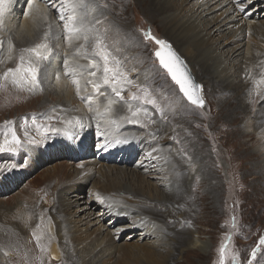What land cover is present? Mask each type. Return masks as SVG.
Segmentation results:
<instances>
[{
    "label": "rangeland",
    "instance_id": "374dc122",
    "mask_svg": "<svg viewBox=\"0 0 264 264\" xmlns=\"http://www.w3.org/2000/svg\"><path fill=\"white\" fill-rule=\"evenodd\" d=\"M98 3L99 7H102L100 0ZM108 3L110 4L108 6L115 11L122 12L123 15L122 22L118 23L116 22L117 17L114 16L115 11L110 13L107 31L100 33L101 36L106 35L109 39L108 48L105 49L109 53V67L118 71L124 70L131 81L136 82L133 90L129 89L133 86H130L120 76L113 84L109 83L111 84L110 88H127L119 96L112 93L105 96V98H111L113 104L111 112L115 107L123 105L126 108L135 107V110L129 114L131 118H141L145 112L148 115L147 118H150L152 122L155 115L159 116V120L165 121L166 125L170 124L174 133L180 138L179 154L188 158L187 162H191L193 165L198 164L201 168L198 162L199 155L206 154L209 157L210 163L206 164L203 169L211 177L208 174L210 178L205 181L200 174L199 167L197 169L199 172L195 176L186 175L187 206L175 207L173 204L172 206L175 208L173 211L142 209L151 220L167 222L166 226L160 229L164 245L145 247L143 240L138 241V236L133 237L139 231L137 229L139 227L135 226L123 228L118 233L116 241L112 240L109 244V246L116 247L115 251L107 250L108 246L102 244V235H96L95 231L109 226L107 224L108 217L95 222L94 215H83L84 213H80L74 206L75 198L83 193L80 191L85 187V184L69 192V186L72 185L70 184L71 175L75 174V168L72 166H75L76 163H73L68 156L56 152L55 155L52 154L54 159L38 164V156L35 154L36 147L32 146L29 141L33 140L32 133L23 129L24 125L40 128L50 113L56 110H67V107L64 108L66 105L53 103L52 99L59 95L44 90L45 100L50 102L49 106L52 104L50 107L48 106L49 109L45 114L32 117L35 115L32 113L28 117L18 118V114L21 115L31 110L40 111L41 109L34 106L29 100L30 97L37 95L23 94L26 92L23 82L26 81L23 73H17L16 79L24 87L22 92L18 91L19 88L16 89L17 93L9 87L0 89V168L3 167L1 170L4 171L12 167L19 168L16 170L18 172L15 176L5 179L1 182L0 187V233L4 235L5 230L11 233L10 243H3L0 239V264H10L9 262L13 264H221L220 249L223 245H227L224 264H233V256L236 257V264H248L253 249L257 248L261 237H264V138H261V133L264 132V120L253 126L254 136L251 137H239L238 134L231 131L232 125H228L229 122L225 121L227 119L231 121L230 116H233L236 118L235 121H232L235 126L243 127L246 118L252 120L258 116V110L264 111V100H260L257 105V101L262 95L258 94L256 98L250 96L254 77H250L251 80H248L246 69L242 73L238 67L243 66L246 61L244 54L246 46L242 47V53L237 59V66L232 70L236 77L239 76V73L245 75L243 78L242 76L237 77L240 80L237 89L229 91L227 88L225 92L215 93L212 92L214 87L211 85L208 87L205 83L206 78L209 79L208 75L200 77L196 73L198 69L197 64H194L197 61L196 57L188 58L183 52L184 45L169 37L165 31L173 27L176 31L175 35L179 38L186 36L184 32L178 34L175 24L170 21L169 12L163 15L149 13L138 0H110ZM176 3L178 11L182 7L181 12H186L191 2L187 4L184 0H178ZM235 5L243 6V14L247 12H251L249 15L252 12L261 14L262 19L258 18V20L264 21V0H236ZM217 12L213 11L207 16V19L213 17ZM94 20L96 19L94 18ZM38 24H35L34 29H39ZM92 33L97 34L93 29H90L85 37L88 38ZM145 33H150L151 37L155 39L146 38ZM39 34L43 43L52 36L49 26L43 27ZM218 34L222 35V32L215 31L213 33L214 39L219 40ZM98 36L100 35L98 34ZM248 37L249 39L253 38L254 41L257 35L251 34L247 35ZM156 40L167 41L171 45V49L185 60L195 81L200 86L199 96L203 100L202 106L192 104L180 92L179 87L172 81L167 71L160 66L155 55L159 49ZM226 41L224 42L227 45L222 50L229 47ZM83 42L81 47L84 46ZM10 43V48L1 57V61L5 58H13ZM32 46L35 47V45ZM94 53L96 54V50ZM29 56L25 59V66L29 62H32L34 66L38 64V61L40 62L37 56L34 57L33 54ZM77 57L83 58L80 55ZM112 58L119 61L118 66L111 63ZM199 58L209 61L203 55ZM97 59L95 64L98 69L94 68L93 72L97 73L96 76L102 77L104 61L99 55H97ZM20 63L21 61L18 59L10 69H16ZM0 69L3 68L0 67ZM149 74L153 75V80L149 79ZM143 78L147 81L142 82ZM150 82L153 83L149 84ZM245 82L248 83L247 88L241 89ZM31 86L37 92L39 91L37 86L32 84ZM262 89L264 87L260 85L259 90ZM125 94L130 98L124 99L123 95ZM133 95L138 99L133 100ZM247 96L253 101L251 107H254L248 113V117L241 115L242 106L248 103ZM145 98L154 100L155 104L146 103ZM69 103V111L74 115L78 113L80 109L78 103L71 104V101ZM67 121L60 120L58 124H67ZM79 122L85 121L82 119ZM138 125L140 127L136 126L140 130L147 127L145 123ZM48 136L51 141H55L59 137V133L51 131ZM245 138L248 141L243 144ZM94 143L92 147L95 145ZM171 145L176 147L175 142H172ZM70 146L71 143L65 139V143L56 146L55 149L62 150ZM167 155L170 156L171 151ZM139 156V152H135L132 156L131 168L140 160ZM157 164V162H152L150 165L157 166ZM65 165L67 167H64ZM115 166L119 167L120 165ZM25 167L38 168L28 172ZM107 177L108 179L112 178L111 175ZM101 178L97 172H93L89 181L86 182L88 185L83 194L86 195V191L92 186V183ZM139 180L144 179L140 176ZM5 185L8 186L5 187ZM55 194L57 199H55ZM195 197H199V207L197 203L193 204ZM65 214L83 222L77 232L79 234L77 244L73 243L71 235L65 228L67 227L63 220ZM184 215L186 219L181 222ZM5 220L9 221L11 227L5 225ZM43 220L49 222L46 235H41ZM178 221L181 222V225L176 226ZM126 223H128V219L124 218L115 225V228ZM233 223H235V227H233ZM33 233L41 236V240L44 239L47 243L41 258H37L32 248L36 247L37 251L41 252V246L36 242ZM193 233L205 241L207 244L205 251L198 250L197 247L186 248L190 234ZM182 236L186 237V242L178 244ZM123 246L129 248L123 250ZM119 248L121 249L118 250ZM4 249L8 252H4ZM252 264H264V245L260 246Z\"/></svg>",
    "mask_w": 264,
    "mask_h": 264
},
{
    "label": "bare ground",
    "instance_id": "6f19581e",
    "mask_svg": "<svg viewBox=\"0 0 264 264\" xmlns=\"http://www.w3.org/2000/svg\"><path fill=\"white\" fill-rule=\"evenodd\" d=\"M138 1L149 13L163 15L169 12L170 21L175 24L178 34L184 32L186 36L179 38L175 35L176 31L173 27L167 30L164 27V30L169 37L184 45L183 52L188 58L196 57L195 60L197 61L194 60V64H197L198 67L196 73L200 77L208 75L209 79L206 78L205 83L208 87L210 85L214 87L212 92H225L227 88L229 91L237 89L240 82L237 77L242 76L243 78L245 75L239 73V76L236 77L232 70L237 66V59L242 53V47L246 46L244 53L246 61L243 66L238 67L242 73L246 69L248 80H251L250 77H254L250 96L256 98L258 94L259 96L262 95L257 101V105L260 100H264V89L259 90L260 85L264 87V21H260L262 19L261 14L257 12H252L251 15H249L251 12L243 14L241 10L243 6L235 5L236 0H184L187 4L191 2L186 12H181L182 7L178 11L176 3L178 0ZM75 2L79 5L77 12L82 18V22L78 24L81 30L77 37L69 38L64 29V22L59 18L61 0H10V3L6 5L3 22L0 23V59L8 52L10 42L13 58H2L3 60H0V67L3 68L0 69V89L9 87L17 93L18 91L22 92L25 87L26 92L23 94L37 95L30 97L29 100L41 110H31L21 115L18 114L17 117L20 119L23 116L28 117L32 113L35 114L32 117L45 114L52 104L49 106L50 102L45 100L44 90L59 95V97L52 99L53 103L66 105L64 108L67 107V110H56L50 113L40 128L24 125L23 129L32 133L33 140L30 139L29 141L32 146L36 147L35 154L38 156V164L54 159L52 154L55 155L56 152L68 156L73 163H76L75 166H72L75 168V174L71 175L72 181L70 184L72 185L69 186V192L85 184V187L80 191L84 193L88 185L86 182L89 181L93 172H97L102 177L92 183V186L86 191V195L82 193L75 198L74 206L77 207L80 213H84L83 215H94L95 222L108 217L107 224L109 226L95 231L96 235H102V244L108 246L107 250L115 251L116 247L109 246V244L112 240L116 241L118 233L123 228L135 226L139 227L137 228L139 231L133 237L138 236V241L143 240L145 247L162 246L164 245L162 242L163 234L160 229L166 226L167 222L151 220L142 209L154 211L168 209V211H173L175 210L173 204L175 207L187 206L186 175L195 176L201 171L202 178L205 181L209 180L211 175L203 169L206 164L210 163L209 157L206 154L199 155L198 162L201 168L198 164L193 165V163L187 162L186 159L188 158H184L179 154L180 138L174 133L171 125H166L165 121L161 122L157 115L154 116L152 122L150 118H147L148 115L145 112L141 118H131L129 114L132 113V110H135V107L126 108L123 105L115 107L114 111L111 112L113 105L111 98H105L109 93L116 94L112 90L113 87L110 88V85L114 82L111 80V73L109 74L111 84L104 83V75L98 77L96 75L92 76L90 73L94 70L91 65L98 61L97 55L94 53L96 38L99 37L105 49L108 48L109 39L106 35L101 36V34L107 31L109 15L115 10L108 6L110 0H100L102 7H99L98 0H75ZM213 11L218 12L207 19V16ZM121 13L120 11L114 12L118 23L123 20ZM258 18L261 19L258 20ZM37 23H39V29H34ZM45 26L50 27L53 37L48 38L47 36L48 40L43 43L39 33ZM90 29H93L97 34L92 33L85 40V35ZM215 31L222 32V35L218 34L219 40L214 39L213 33ZM251 34L257 35L256 40L253 41V38H247V35L250 36ZM224 41L228 42L229 46L226 47V50H222L227 45ZM82 42L84 43V50L81 47ZM165 42L170 45L167 41ZM38 44L47 45V49L39 50L42 56L46 58L40 59L37 57L40 59V62L38 61L36 65L38 68L37 87L39 91L34 90L30 82H23L24 87L18 79L14 83L10 75L4 79V73L12 68L21 56L25 59L30 57V54L36 56L35 53L24 50L35 48ZM32 45H35V47ZM77 55L83 58H78ZM201 55L209 61L199 58ZM182 60L186 64L183 58ZM186 66L188 67L187 64ZM118 72L123 80L133 86L129 88L133 90L136 82L131 81L124 70ZM149 76V79L153 80V75L149 74ZM73 79L79 82V94H77V86L72 82ZM147 79L143 78L142 82L147 81ZM94 85H98V89H94ZM247 85L248 83L245 82L241 89L243 87L247 88ZM126 90L127 88L124 87L117 89L120 94ZM19 94L22 93L19 92ZM123 97L124 99L130 98L127 94ZM247 99L248 103L242 106V111L240 110L241 115H246V117L254 109V107H251L253 101L249 99V96H247ZM69 101H71V104L78 103L80 109L75 115L68 109L70 107ZM258 113V116L252 120L246 118L243 127L236 125V128L232 122L236 120L233 116H230L231 121L227 118L225 121L229 122L228 125H232L231 131L238 134L239 137H251L254 136L253 126L264 120V111L260 109ZM82 119L85 122H79ZM60 120H68V123L58 124ZM144 123L147 127L143 130L137 128L138 124ZM46 128L49 130L45 131ZM51 129H56L59 133V137L55 141H51L48 136L52 131ZM261 138H264V132L261 133ZM65 139H68L71 146L62 150L55 149L56 146L64 144ZM247 141L248 139L245 138L243 144H246ZM172 142L176 143V147L171 145ZM93 143L95 145L92 147ZM169 151H171L170 156L167 155ZM135 152H139L140 160L138 159L139 161L131 168L130 163L133 161L132 156ZM152 162H157V166H151ZM198 167L199 171L197 170ZM1 168L0 187L1 182L8 177H14L18 172L16 170L19 169L18 167H12L4 171ZM25 168L28 172H31L38 167ZM109 175L112 178L108 179L107 176ZM140 176L144 180H139ZM101 180L102 182H100ZM7 186L5 185V187ZM55 196V199H57L56 194ZM196 203L199 207V197H195L193 200V204ZM94 209L95 211H93ZM64 216L63 220L67 225L65 228L71 235L73 243L77 244L79 238L77 232L83 222L78 218L72 219L71 216L66 214ZM179 217L181 219V216ZM124 218L128 219V223L115 228V225ZM185 219V215L182 216L181 222H184ZM181 222L178 221L176 226L181 225ZM42 224L41 235H46L49 222L43 220ZM5 225L11 227L7 220H5ZM4 233V235L0 233L1 241L10 243L11 233L7 230ZM189 238L186 243L187 249L197 247L198 250L205 251L207 244L204 240L194 233L190 234ZM185 242L186 237L182 236L178 244H184ZM39 244L41 252H38L36 247H32L37 258H41L47 244L44 239L41 240V236ZM122 248L125 250L129 247L123 246ZM4 252L8 251L5 250Z\"/></svg>",
    "mask_w": 264,
    "mask_h": 264
},
{
    "label": "snow or ice",
    "instance_id": "6c2138e0",
    "mask_svg": "<svg viewBox=\"0 0 264 264\" xmlns=\"http://www.w3.org/2000/svg\"><path fill=\"white\" fill-rule=\"evenodd\" d=\"M10 3V0H0V23L3 22V17L6 11V5ZM79 5L75 2V0H61V10H60V20L64 22V29L69 38L77 37L80 33V27L78 24L82 22V18L78 15L77 7ZM243 10V8H241ZM146 38H152L150 33H145ZM87 40V37H85ZM158 45H160V49L155 53L156 57L159 59L160 66L167 71V74L171 77L172 81L179 87L180 92L192 103L198 106L203 105V100L198 95L200 90V86L195 84L192 77L188 73L186 66L179 56L171 49V46L168 45L163 40L155 41ZM40 49H47L46 44H38L35 48L25 49L24 51L35 53L36 56L40 59L46 58L42 56L40 53ZM96 54L101 57L104 61V83H110L109 74L111 73V80L115 81L116 78L120 75L117 69L109 67V53L105 50V46L103 45L102 40L97 37L96 38ZM21 63L17 66L16 69H9L4 73V79H6L9 75L13 76V82L16 83V75L17 73H23L26 82H30L33 86H37L38 84V68L34 66L31 62L25 66V58L23 56L20 57ZM111 63L114 65H119V61L115 58H112ZM92 68H96V64L93 63L91 65ZM90 75L95 76V72H91ZM73 84L77 86V94H79V82L73 79ZM91 83V81H89ZM98 85H94V89H98ZM113 92L116 95H120V92L117 91L115 87H113ZM122 99V97H121ZM132 99H138L135 95L132 96ZM146 103L155 104L154 100L145 98ZM49 129H45L48 131ZM52 131H56V129H51ZM15 139V138H14ZM18 143V141H16ZM233 227H235V223H233ZM35 236L37 243L39 244L40 237L33 233ZM230 239V238H229ZM264 245V237H261L257 248L253 249L251 253V259L248 261V264H252V261L255 260L257 252L260 250V246ZM221 253V264H224L225 256L227 253V245H223L220 249ZM233 264H236V257L233 256Z\"/></svg>",
    "mask_w": 264,
    "mask_h": 264
},
{
    "label": "water",
    "instance_id": "95a60500",
    "mask_svg": "<svg viewBox=\"0 0 264 264\" xmlns=\"http://www.w3.org/2000/svg\"><path fill=\"white\" fill-rule=\"evenodd\" d=\"M159 49H160V48H159ZM159 49H158V50H159ZM158 50H157V51H158ZM172 50H173V49H172ZM157 51H156V52H157ZM173 51H174V50H173ZM174 52H175V51H174ZM175 53H176V52H175ZM176 55H177V56H179L177 53H176ZM179 57H180V56H179ZM180 59L182 60V58H181V57H180ZM158 60H159V59H158ZM182 61H183V60H182ZM183 63H184V62H183ZM184 65L186 66V64H185V63H184ZM186 69H187L188 73L190 74V76L192 77V79H193L194 83H195V84H197V85H199V84H198V83L195 81V79H194V77H193V75H192V73H191L190 69H189L187 66H186ZM198 95H199V92H198Z\"/></svg>",
    "mask_w": 264,
    "mask_h": 264
}]
</instances>
